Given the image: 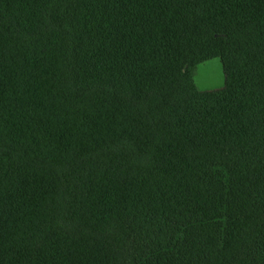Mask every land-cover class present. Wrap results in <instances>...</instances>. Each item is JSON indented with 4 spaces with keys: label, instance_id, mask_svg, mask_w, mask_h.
Returning a JSON list of instances; mask_svg holds the SVG:
<instances>
[{
    "label": "trees",
    "instance_id": "16d2710c",
    "mask_svg": "<svg viewBox=\"0 0 264 264\" xmlns=\"http://www.w3.org/2000/svg\"><path fill=\"white\" fill-rule=\"evenodd\" d=\"M0 264H264V0H0Z\"/></svg>",
    "mask_w": 264,
    "mask_h": 264
},
{
    "label": "rangeland",
    "instance_id": "374dc122",
    "mask_svg": "<svg viewBox=\"0 0 264 264\" xmlns=\"http://www.w3.org/2000/svg\"><path fill=\"white\" fill-rule=\"evenodd\" d=\"M195 83L201 90L223 87L225 75L219 58L210 59L197 66L194 74Z\"/></svg>",
    "mask_w": 264,
    "mask_h": 264
}]
</instances>
